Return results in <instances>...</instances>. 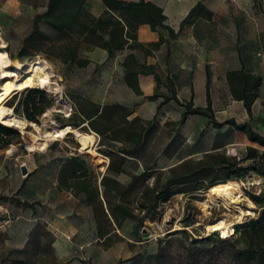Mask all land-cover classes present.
<instances>
[{"label": "rangeland", "instance_id": "374dc122", "mask_svg": "<svg viewBox=\"0 0 264 264\" xmlns=\"http://www.w3.org/2000/svg\"><path fill=\"white\" fill-rule=\"evenodd\" d=\"M7 1L0 0V36L5 42L2 51L11 61L18 60L22 64L33 58L45 60L51 67L53 81L57 82L59 90L31 87L43 90L51 106L39 118V123H31L18 116L27 121V126L24 129L13 127L19 136L5 140L8 144H0V264H28L30 256L20 251L27 247L30 234L37 227H40L41 238L46 239L45 234L49 235L50 252L45 250L46 262L43 264H240L232 259L229 243H218L217 239L224 238L221 233L212 232L207 226L224 218L233 225L232 235L225 239L235 242L239 248L246 246L244 239L240 235L235 236L234 232L238 224L249 223L259 216V207L251 198L253 195L264 197V178L255 174L236 181L239 184V197L230 209L223 203L216 205L215 197L209 190L192 196L179 194L160 205L159 219L145 222L143 226L126 221L117 231L120 239L114 238L112 246L108 248L104 246L97 238L91 208L85 207L72 193L59 191L55 180L61 162L73 155L81 156L91 171L102 176L109 159L100 151L109 148L115 150L116 146L101 142L100 137L91 133L88 124L77 129L70 126L79 133L50 141L44 149L39 141H35V136L78 122L76 112L89 109V103H117L131 110L137 100L133 91L121 84L120 58L107 59L102 49L77 40L76 34H72L70 39L60 38L41 22L39 27L50 41L40 40L36 44L37 54L20 56L23 39L33 30L34 18L42 11L47 0H15L8 10L5 7ZM91 1V8L96 11L95 0ZM212 1L224 42L232 43L237 29L239 41L248 43L251 49H256V54H260L258 59L264 73V0ZM225 9H228L226 13ZM74 46L78 48L77 58L69 60L68 55ZM135 52L141 55L140 50ZM88 58L91 63L87 67H78L77 61ZM9 101L5 103L6 106ZM252 117L250 120L242 107L230 108L218 115L223 122L234 118L239 123L250 121L253 129L264 136V103L253 109ZM52 122L54 125H51ZM32 124L37 125L40 131ZM197 125L204 128L199 132L200 139L198 136L190 139L177 158L196 160L202 157L203 154L192 153L204 149L205 137L209 139L213 130L209 128V123ZM87 133L91 134L92 149L82 152L84 134ZM237 135L239 132L229 127L219 130L217 142L225 145L220 150L228 156L242 159L250 146L263 150L251 142L242 143L236 139ZM161 137L168 135L162 133ZM231 142L234 144L229 145ZM162 152L166 154L169 150L141 152V155L147 162L153 161L152 157ZM134 156L132 158L135 159L136 153ZM132 158H128L126 174L116 178L122 184L129 183L133 173H141L151 167H141L135 160L131 161ZM165 161L161 158L153 167L162 172L181 163ZM22 166H26L27 176L22 175ZM240 212L246 215L240 218ZM191 221L194 222L193 226L187 227ZM39 254L32 259L35 261ZM36 263L42 264L38 259Z\"/></svg>", "mask_w": 264, "mask_h": 264}, {"label": "trees", "instance_id": "16d2710c", "mask_svg": "<svg viewBox=\"0 0 264 264\" xmlns=\"http://www.w3.org/2000/svg\"><path fill=\"white\" fill-rule=\"evenodd\" d=\"M86 1L48 0L47 10L34 18L33 30L23 39L20 56H33L37 54L36 44L40 40L50 41L39 27L41 22L56 32L60 38L70 39L72 34H76L77 40L106 51L107 59H113L117 52L125 49H143V46L137 43L138 29L143 25H148L153 32H157L158 29L168 31L169 42L177 36L175 31L166 25L168 19L163 9L152 2L101 0L106 11L96 18L86 9ZM193 17L192 10L182 25ZM162 42L163 38H160L154 46ZM77 50V46L71 49L69 60L77 58ZM123 61L127 87L137 96H142L138 75L147 74V71L136 69L137 61L132 54ZM76 63L78 67L85 68L91 62L86 59ZM207 74L209 103L207 108H194L192 102L182 104L176 97L171 81L169 82L171 97L154 95L147 99L155 101L162 97L163 104L174 101L186 109L182 114V124L190 115L207 118L213 129L229 127L234 132L245 134L249 143L256 144L263 150L254 146L247 147L245 156L238 159L222 152L220 149L225 145L216 142L213 147L218 148L203 154L199 159L184 160L176 167L162 172L152 166L141 173H133L129 183L122 184L116 178L118 175L126 174L128 158L135 157V153L137 155L136 148L143 142L144 133L151 122H147L145 126L137 117L128 120L133 111L120 104L99 106L89 103V109L76 112L79 121L69 126L77 129L88 124L89 129L101 137V142L112 145L121 143L115 150L109 148L100 151L101 155L109 159L107 170L102 176L91 171L81 156L73 155L61 162L56 177L58 190L72 193L85 207L91 208L97 238L107 248L112 246L114 238L120 239L117 231L126 221L138 223L140 226L148 221L154 222L160 218V205L179 194L192 196L194 193L207 192L215 186L245 179L250 174L264 178V136L253 129L250 121L239 123L234 118L219 123L216 120L209 102V71ZM227 83L232 98L243 102L246 115L251 120L253 107L263 83L262 78L244 70H233L227 74ZM7 106L12 108L17 116L24 117L31 123H39V118L49 109L51 101L43 90L27 88L21 94L19 92L13 95ZM12 136H19V133L0 124V144H8L5 140ZM246 164L250 166L244 167ZM251 199L259 207V216L249 223L238 224L234 232L235 236L240 235L244 239L246 246L239 248L235 242H229L225 238L217 241L221 245L230 244L231 257L237 263L264 264V197L253 195ZM193 224L191 221L187 227ZM40 232V227L34 229L27 247L20 251L30 256L28 264H37V259L38 262L45 263L44 252L45 250L50 252L49 235L45 234L44 239L40 237ZM38 253L40 254L34 261L32 257Z\"/></svg>", "mask_w": 264, "mask_h": 264}, {"label": "crops", "instance_id": "0c3cea01", "mask_svg": "<svg viewBox=\"0 0 264 264\" xmlns=\"http://www.w3.org/2000/svg\"><path fill=\"white\" fill-rule=\"evenodd\" d=\"M145 1L152 2L163 9L164 15L168 19L166 25L175 31L177 34L176 38L169 42L168 31L158 29L157 32H153L148 25H143L138 29L137 33V43L143 46V49H138L141 51V55L135 52L137 49H125L117 52L115 58H120L121 65H118L121 73V84L127 90L131 89L125 83L122 63L129 54L134 55L137 61L136 69L147 71V74L138 75V85L142 91V96H137L133 92L137 102L133 104L134 107L131 109L133 114L128 120L131 121V119L137 117L145 126L147 122H151V124L146 128L143 142L136 148L137 157L130 160H135L141 167L147 165L152 167L157 165L161 158L166 160L165 163L170 164L185 160L183 157L177 158L179 153L184 146L189 144L188 141L190 139L200 135L199 132L204 129L197 124L203 123L206 125L208 124V119L190 115L186 122L182 124V114L186 111L184 106L174 101L163 104L162 97L155 101H149L147 97L154 95L171 97L172 91L169 90V82L171 81L176 97L182 104L192 102L194 108H207L209 105L207 72L209 71V102L211 103L214 117L220 123L223 122L218 118L220 112H227L228 109L234 107H242L245 112L243 102L232 98L227 83L228 72L244 70L246 73L249 72L262 78L263 83L259 90V97L255 101L253 109L256 106H262L264 103V73L261 69L262 64L258 59L260 54H256V49H251L248 43L245 44L239 41L237 29H235L232 43L224 42L222 32L218 27L220 23L217 20L218 16L212 0ZM14 2L15 0L7 1L5 4L6 9H11ZM47 3L48 0L42 11L37 13V15L43 14L47 10ZM85 3L86 9L96 18L106 11L101 0L94 1L96 11L91 8V0H87ZM192 10L194 17L182 25ZM227 10L225 9V13ZM160 38H163V42L158 44V46H154ZM103 55L107 58L106 51H104ZM88 60L90 59L88 58ZM93 103L99 106L105 105L104 103ZM209 128L213 132L209 139L205 137L204 149L192 154H206L218 148L213 146L217 142L219 130L213 129L211 125H209ZM91 133L98 136L93 131ZM162 133L167 134L168 137L159 138ZM236 139H240L242 143L249 142L245 134L240 132ZM231 144L234 143H229V145ZM114 145L116 147L121 146V143L117 142ZM157 150H169V152L166 154L163 152L159 155L155 154L152 157L153 161L147 162V159L141 155V152H155ZM190 157L191 155L187 158ZM55 186L57 187V181Z\"/></svg>", "mask_w": 264, "mask_h": 264}, {"label": "bare ground", "instance_id": "6f19581e", "mask_svg": "<svg viewBox=\"0 0 264 264\" xmlns=\"http://www.w3.org/2000/svg\"><path fill=\"white\" fill-rule=\"evenodd\" d=\"M4 46L5 42L0 36V124L10 128L24 129L27 126V121L16 116L13 109L7 107L5 103L13 95L27 88L39 86V88H53L57 91L59 90V85L53 81L51 67L45 60L33 58L25 64L18 63V60L11 61L10 57L2 51ZM32 125L38 132L40 131L37 125ZM51 125H54V123L52 122ZM71 133H79V131L74 130L70 126L57 127L56 130H47L43 134L36 135L35 141H39V145L44 149L50 141L64 138V136ZM84 135L86 137L83 139L81 151L87 152L92 149L91 134L87 133ZM238 186L239 184L237 182H228L211 188L209 192L215 197L214 203L216 205H222L223 203L230 209L234 207L233 204L239 197V191H237ZM245 215V212H240L238 217L241 218ZM223 219L209 223L207 229L212 232H219L224 238H228L233 233V225L228 224Z\"/></svg>", "mask_w": 264, "mask_h": 264}, {"label": "water", "instance_id": "95a60500", "mask_svg": "<svg viewBox=\"0 0 264 264\" xmlns=\"http://www.w3.org/2000/svg\"><path fill=\"white\" fill-rule=\"evenodd\" d=\"M21 172H22L23 176H27L28 175V170H27L26 166H22Z\"/></svg>", "mask_w": 264, "mask_h": 264}]
</instances>
